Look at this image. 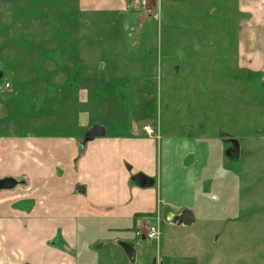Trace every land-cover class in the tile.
I'll list each match as a JSON object with an SVG mask.
<instances>
[{
	"label": "rangeland",
	"instance_id": "obj_1",
	"mask_svg": "<svg viewBox=\"0 0 264 264\" xmlns=\"http://www.w3.org/2000/svg\"><path fill=\"white\" fill-rule=\"evenodd\" d=\"M166 1L156 0L152 21L142 17L140 6L127 15H79L84 20L78 39L70 33L66 40H54L58 46L51 51L32 42L0 40V161L4 138L85 137L95 124L106 128L107 137L150 136L144 128L152 129L159 143L157 169L164 139L219 138L225 146L222 166L201 182L210 197L205 215L214 220L183 228L162 218L163 239L144 242L148 254L136 264H154L165 238L176 256V262L165 264H264V72L247 65L238 70L236 0H171L179 12L168 18L162 11ZM77 61L81 76L71 73L69 87L46 88L50 78L29 76L49 62L70 71ZM79 88L88 92L84 103L78 102ZM3 171L0 163V177ZM17 188L0 190V197L12 196ZM29 204L17 202L14 208ZM158 224L153 220L141 229ZM129 229L126 237L137 242L133 225ZM124 237L106 238L97 253L99 264H130L112 257L115 241ZM191 249L205 253V261L177 258ZM163 261L157 258L156 264Z\"/></svg>",
	"mask_w": 264,
	"mask_h": 264
},
{
	"label": "crops",
	"instance_id": "obj_2",
	"mask_svg": "<svg viewBox=\"0 0 264 264\" xmlns=\"http://www.w3.org/2000/svg\"><path fill=\"white\" fill-rule=\"evenodd\" d=\"M155 2L150 0L143 9L142 17L148 21L153 20ZM131 9V0H0V40L32 42L51 51L58 46L54 40H66L63 38L70 33L78 39L84 20L79 15L100 11L127 15ZM227 9L225 5L229 17ZM235 9L239 17L238 70L247 65L254 72H264V0H236ZM162 11L168 18L179 12V8L168 0ZM77 62L70 71L49 62L48 67L43 65V69L29 76L50 78L46 88L69 87L71 73L81 76ZM78 92H81L78 102H86V89L79 88ZM102 137L85 146L84 137L78 135L35 133L4 138L1 148L4 157L0 161L4 171L0 178H21L25 184L16 186L12 196L0 197V264H99L101 258L97 253L107 245L106 238L119 233L125 237L123 241H115L114 261L136 264L140 256H147L143 245L149 240L137 232L145 235L148 229L141 228L149 227L153 220L160 221V240L163 239L161 221L164 218L167 222L165 217L169 212L190 209L196 223L214 220L205 215L210 197L204 193L201 182L206 184L211 170L222 166L225 146L219 138L168 137L161 144L157 169L159 143L153 136L107 137L106 132ZM138 173L154 179V186L140 188L133 184L132 176ZM79 187L85 193H80ZM27 201L28 208L15 210V203ZM132 225L137 242L126 237ZM121 242L135 245V262L130 261ZM170 242L171 239L165 238L158 246L156 261L162 257L164 264L174 263L176 256L167 245ZM177 258L205 261L206 254L196 255L191 249Z\"/></svg>",
	"mask_w": 264,
	"mask_h": 264
},
{
	"label": "water",
	"instance_id": "obj_3",
	"mask_svg": "<svg viewBox=\"0 0 264 264\" xmlns=\"http://www.w3.org/2000/svg\"><path fill=\"white\" fill-rule=\"evenodd\" d=\"M1 76V75H0ZM106 134L105 127L95 124L92 128H90L83 140L82 145L85 146L89 141H92L98 137H102ZM132 182L136 186L140 188H149L154 186L155 180L146 176L143 173H138L134 176H132ZM25 181H19L18 179L14 177H7L2 180H0V190H12L18 185H24ZM78 191L80 193H85V190L83 187H79ZM166 221L182 227H192L196 223V217L192 210L190 209H183L180 212H169L166 214L165 217ZM121 247L124 249L125 253L127 254L128 258L131 262L136 261L137 257V251L134 244L129 242H121Z\"/></svg>",
	"mask_w": 264,
	"mask_h": 264
},
{
	"label": "built area",
	"instance_id": "obj_4",
	"mask_svg": "<svg viewBox=\"0 0 264 264\" xmlns=\"http://www.w3.org/2000/svg\"><path fill=\"white\" fill-rule=\"evenodd\" d=\"M132 7H141L142 9L146 8L150 4V0H131ZM5 88H10V84H6ZM145 130L148 132V134L151 135L153 133V130L150 128H145ZM138 236H142L143 232H137ZM146 237L149 240L159 241L160 240V226H152L149 228L146 232Z\"/></svg>",
	"mask_w": 264,
	"mask_h": 264
},
{
	"label": "flooded vegetation",
	"instance_id": "obj_5",
	"mask_svg": "<svg viewBox=\"0 0 264 264\" xmlns=\"http://www.w3.org/2000/svg\"><path fill=\"white\" fill-rule=\"evenodd\" d=\"M141 238H143L144 240L147 238L146 237V235H142V236H140ZM157 263V261H156V259L154 260V264H156ZM160 264V263H159ZM161 264H164V263H161Z\"/></svg>",
	"mask_w": 264,
	"mask_h": 264
}]
</instances>
